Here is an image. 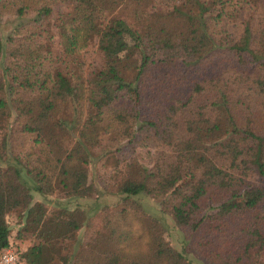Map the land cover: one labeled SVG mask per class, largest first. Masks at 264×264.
Segmentation results:
<instances>
[{
  "label": "trees",
  "instance_id": "16d2710c",
  "mask_svg": "<svg viewBox=\"0 0 264 264\" xmlns=\"http://www.w3.org/2000/svg\"><path fill=\"white\" fill-rule=\"evenodd\" d=\"M8 16L0 250L16 251L9 214L17 238L36 240L28 264L45 245L76 243L83 212L34 196L111 191L120 207L104 205V230L63 264H192L189 252L264 264V0H0V28ZM89 49L97 65L85 71ZM147 144V161L132 159L113 189L88 178L96 158ZM140 197L157 200L153 215ZM155 213L181 233L180 250Z\"/></svg>",
  "mask_w": 264,
  "mask_h": 264
},
{
  "label": "rangeland",
  "instance_id": "374dc122",
  "mask_svg": "<svg viewBox=\"0 0 264 264\" xmlns=\"http://www.w3.org/2000/svg\"><path fill=\"white\" fill-rule=\"evenodd\" d=\"M63 9V3H59L55 7V11L57 12H61ZM14 22L16 21L13 17H5L0 28L2 36H5L8 33ZM84 60L85 64L83 65V68L85 71L97 65V58L90 49L84 54ZM151 150L152 145L150 144L135 149L122 145L118 151L114 152L110 156L101 157L99 160L96 158L91 164H89L87 173L88 178L93 180L96 188H100L99 185H101L102 189L107 188L108 190H111L114 188L115 184L128 175V171L131 166L129 163L132 162L131 160L137 158L141 164H144L147 161ZM34 198L35 200L41 201L46 206L48 211L62 207L69 210L78 209L83 212L82 224L74 235L76 243L71 241V239L67 241V243L65 241V249H61L62 243L59 244L57 242L43 246L40 252L39 264H63L61 258L64 257L67 259V253L73 245H75L76 248L78 246L81 248V246L83 247L84 244L90 242L96 232L104 230L102 207L105 205L108 208H116L117 206L120 207L119 204L121 203L119 201V196L111 191H102L98 200L93 199V197H67L62 193H53L43 196L37 195L34 196ZM139 200L142 202V205L147 213L152 214L153 210H156L157 200L149 199L147 197H140ZM155 214L160 216V219H162L165 224L162 234L165 240H167L172 248L180 250L181 233L174 227L169 216L159 213ZM7 222L10 228V242L16 249L18 264H28L25 262V253L27 248L32 243L36 242V240L29 233L25 232L21 233L20 238L16 237V233L19 232L21 225L18 223L19 220L15 214H9L7 216ZM186 258L189 259L192 264H204L200 257L191 252L186 254Z\"/></svg>",
  "mask_w": 264,
  "mask_h": 264
},
{
  "label": "built area",
  "instance_id": "2783aa9c",
  "mask_svg": "<svg viewBox=\"0 0 264 264\" xmlns=\"http://www.w3.org/2000/svg\"><path fill=\"white\" fill-rule=\"evenodd\" d=\"M0 264H18L17 252L12 247L0 250Z\"/></svg>",
  "mask_w": 264,
  "mask_h": 264
}]
</instances>
